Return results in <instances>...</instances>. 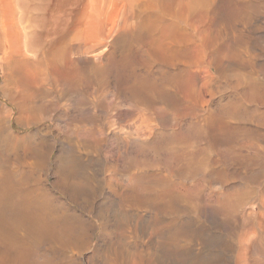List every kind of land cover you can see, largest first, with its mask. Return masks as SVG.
I'll list each match as a JSON object with an SVG mask.
<instances>
[{
	"label": "rangeland",
	"instance_id": "obj_1",
	"mask_svg": "<svg viewBox=\"0 0 264 264\" xmlns=\"http://www.w3.org/2000/svg\"><path fill=\"white\" fill-rule=\"evenodd\" d=\"M168 3L5 10L0 108L20 138L0 134V172L45 185L71 227L37 245L49 264H264V0Z\"/></svg>",
	"mask_w": 264,
	"mask_h": 264
},
{
	"label": "bare ground",
	"instance_id": "obj_2",
	"mask_svg": "<svg viewBox=\"0 0 264 264\" xmlns=\"http://www.w3.org/2000/svg\"><path fill=\"white\" fill-rule=\"evenodd\" d=\"M164 1L168 3L174 0ZM5 9L2 11L3 13H5ZM3 13L0 14V22H2L1 19L4 18ZM1 25L0 52L3 51V48L15 49L16 47L9 43L11 39L8 35L17 32L13 27L9 28L5 27L3 24ZM66 39L68 38L66 37ZM66 39L56 50V53H64L68 50L69 47ZM16 41H19L17 36ZM51 54H54V52ZM8 119V111H4L3 108H0V134L4 131H11ZM11 134L14 139L18 140L20 138V136L15 135L12 131ZM64 169L61 170L64 171ZM67 172H69V170H67ZM67 172L66 175H68ZM17 173L18 172L14 170V168L0 172V211L9 209V212L10 210L12 212L0 213V264H49V260L46 259L45 256L42 257V260L40 259V256L36 252L37 245L47 240L55 244L58 242L69 244L73 238L72 229L62 218H59V216H56L54 213H50L46 207L45 198L48 197L49 194V190L46 186L40 183L33 187L29 183V180L26 179L25 181H21V177L19 181H17ZM69 174H72L71 171ZM63 176H65V174H63ZM63 178L64 177L61 179ZM65 179L68 180V176L64 178V180Z\"/></svg>",
	"mask_w": 264,
	"mask_h": 264
},
{
	"label": "crops",
	"instance_id": "obj_3",
	"mask_svg": "<svg viewBox=\"0 0 264 264\" xmlns=\"http://www.w3.org/2000/svg\"><path fill=\"white\" fill-rule=\"evenodd\" d=\"M16 4H15V3ZM19 2H20V0H16V1H14V0H10V1H8V0H1V3L4 5L3 7H5V8H3V9H5V10H7V16L8 17H14V18H16V17H18V14H17V12L15 11V10H17V6H19L18 4H19ZM15 9V10H14ZM3 13V12H2ZM12 14V15H11ZM13 14H14V16H13ZM3 15H5V13H3ZM11 27H13V26H11ZM16 27V26H15ZM15 27H13L14 28V30H15ZM16 31V30H15Z\"/></svg>",
	"mask_w": 264,
	"mask_h": 264
}]
</instances>
